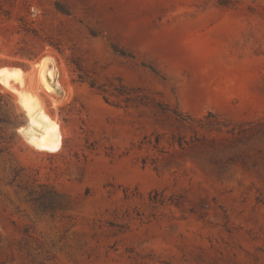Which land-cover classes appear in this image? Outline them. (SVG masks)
I'll list each match as a JSON object with an SVG mask.
<instances>
[{
	"label": "rangeland",
	"instance_id": "1",
	"mask_svg": "<svg viewBox=\"0 0 264 264\" xmlns=\"http://www.w3.org/2000/svg\"><path fill=\"white\" fill-rule=\"evenodd\" d=\"M0 264H264V0H0Z\"/></svg>",
	"mask_w": 264,
	"mask_h": 264
},
{
	"label": "trees",
	"instance_id": "2",
	"mask_svg": "<svg viewBox=\"0 0 264 264\" xmlns=\"http://www.w3.org/2000/svg\"><path fill=\"white\" fill-rule=\"evenodd\" d=\"M79 78L81 81H87L84 76H80ZM89 83H90L92 88H97L98 90H100L104 94L105 100L109 101L108 96L106 95L108 92H107V90L103 89V86H98L97 83L93 82V81H91Z\"/></svg>",
	"mask_w": 264,
	"mask_h": 264
},
{
	"label": "built area",
	"instance_id": "3",
	"mask_svg": "<svg viewBox=\"0 0 264 264\" xmlns=\"http://www.w3.org/2000/svg\"><path fill=\"white\" fill-rule=\"evenodd\" d=\"M31 11H32V13H31V15L33 16V17H37L38 16V9L36 8V7H32L31 8Z\"/></svg>",
	"mask_w": 264,
	"mask_h": 264
}]
</instances>
